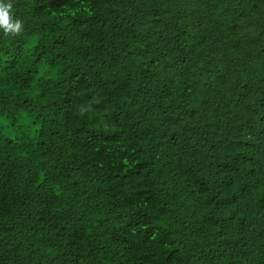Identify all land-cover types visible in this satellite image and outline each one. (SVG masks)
Masks as SVG:
<instances>
[{
  "label": "trees",
  "instance_id": "trees-1",
  "mask_svg": "<svg viewBox=\"0 0 264 264\" xmlns=\"http://www.w3.org/2000/svg\"><path fill=\"white\" fill-rule=\"evenodd\" d=\"M0 264H264V0H4Z\"/></svg>",
  "mask_w": 264,
  "mask_h": 264
},
{
  "label": "clouds",
  "instance_id": "clouds-1",
  "mask_svg": "<svg viewBox=\"0 0 264 264\" xmlns=\"http://www.w3.org/2000/svg\"><path fill=\"white\" fill-rule=\"evenodd\" d=\"M12 10L11 2L0 0V29H3L5 34L18 35L23 29V23L13 18Z\"/></svg>",
  "mask_w": 264,
  "mask_h": 264
}]
</instances>
